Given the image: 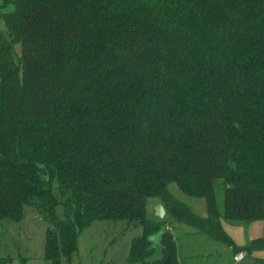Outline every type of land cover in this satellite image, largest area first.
Segmentation results:
<instances>
[{"label": "trees", "instance_id": "1", "mask_svg": "<svg viewBox=\"0 0 264 264\" xmlns=\"http://www.w3.org/2000/svg\"><path fill=\"white\" fill-rule=\"evenodd\" d=\"M6 4L14 9L0 30V229L34 207L49 223V264H71L80 229L104 220L142 229L128 264H180L171 219L234 255L264 250V236L239 246L222 225L264 220V0ZM171 183L205 199L207 216ZM150 198L166 216H149Z\"/></svg>", "mask_w": 264, "mask_h": 264}, {"label": "rangeland", "instance_id": "2", "mask_svg": "<svg viewBox=\"0 0 264 264\" xmlns=\"http://www.w3.org/2000/svg\"><path fill=\"white\" fill-rule=\"evenodd\" d=\"M13 4H6V0H0V30L7 32L3 14L11 12ZM17 53H20L21 45H15ZM223 180H216V191L218 204L223 210L224 190ZM171 191L186 204L194 206L205 204V199L186 195L177 184H170ZM57 194L59 191L56 190ZM157 198H150L148 212L150 217H154V207L159 204ZM190 206V207H191ZM219 207V208H220ZM57 214L65 218L63 204L56 208ZM166 216V215H165ZM176 222L171 219V223ZM48 221L32 206L25 208V217L21 222L9 221L0 229V256L23 254L29 258L27 264H49L44 259V246ZM174 234L175 232L172 231ZM142 233L140 227L130 225L126 221H96L90 226L80 229L78 249L73 254L71 264H128V252L132 239ZM177 233L175 237L177 238ZM161 232L152 236L155 257L161 256ZM180 242V238H179ZM189 238H181L184 248H190ZM198 246V245H197ZM186 252V250H185ZM10 264H17L12 262ZM62 264H66L63 260ZM194 264H201L198 260Z\"/></svg>", "mask_w": 264, "mask_h": 264}, {"label": "crops", "instance_id": "3", "mask_svg": "<svg viewBox=\"0 0 264 264\" xmlns=\"http://www.w3.org/2000/svg\"><path fill=\"white\" fill-rule=\"evenodd\" d=\"M189 206L191 205L189 204ZM191 208L197 214L207 216L206 202L205 204L202 203L196 206L199 211L194 209V206H191ZM221 209L222 208L220 207V210ZM222 225L227 234H229L234 242L239 246L248 244L254 238L264 236V220H258L250 223L240 221L229 222L222 220ZM170 229L175 232V235L177 233L179 234V236L177 235L176 241L180 264H194L196 263V260H198L201 264H235L234 256L236 254L234 255L230 246L222 242L215 241L193 227L179 222L171 223ZM181 238H189L188 243L190 244L188 245L190 248H184V244L181 243ZM251 258L253 259L254 264H264V261H261L260 263L257 262V260H264V250L253 252ZM14 262L19 264L18 261H13V263Z\"/></svg>", "mask_w": 264, "mask_h": 264}, {"label": "water", "instance_id": "4", "mask_svg": "<svg viewBox=\"0 0 264 264\" xmlns=\"http://www.w3.org/2000/svg\"><path fill=\"white\" fill-rule=\"evenodd\" d=\"M155 214L159 218H163L166 215V210L162 203H159L155 206ZM170 258H166L162 263L159 264H169ZM243 264H254L253 259L249 256H246L243 259Z\"/></svg>", "mask_w": 264, "mask_h": 264}, {"label": "built area", "instance_id": "5", "mask_svg": "<svg viewBox=\"0 0 264 264\" xmlns=\"http://www.w3.org/2000/svg\"><path fill=\"white\" fill-rule=\"evenodd\" d=\"M168 229L171 230L170 227ZM246 256H247V254L245 252H240V253L236 254L234 256V262H235V264H242L243 263V259Z\"/></svg>", "mask_w": 264, "mask_h": 264}]
</instances>
